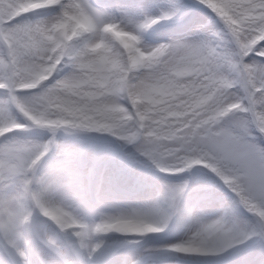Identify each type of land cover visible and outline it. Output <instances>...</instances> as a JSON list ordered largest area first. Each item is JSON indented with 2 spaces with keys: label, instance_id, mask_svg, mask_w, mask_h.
<instances>
[{
  "label": "clouds",
  "instance_id": "9594fccd",
  "mask_svg": "<svg viewBox=\"0 0 264 264\" xmlns=\"http://www.w3.org/2000/svg\"><path fill=\"white\" fill-rule=\"evenodd\" d=\"M0 21V100L23 104H0V224L24 221L27 264H64L47 237L70 264H264V0H0Z\"/></svg>",
  "mask_w": 264,
  "mask_h": 264
},
{
  "label": "snow or ice",
  "instance_id": "6c2138e0",
  "mask_svg": "<svg viewBox=\"0 0 264 264\" xmlns=\"http://www.w3.org/2000/svg\"><path fill=\"white\" fill-rule=\"evenodd\" d=\"M45 5H27L28 11H34L39 7H42ZM26 14V13H24ZM12 19H15V15L12 16ZM3 21H0L2 23ZM11 21H9L10 23ZM26 27V26H25ZM20 26H16L14 28H9L6 33L3 34V38L6 42L10 41L11 39L15 38V35L18 31H20ZM11 55V53H10ZM14 63V59H13ZM0 67L7 68L9 65L3 61H0ZM7 85L0 84V88H6ZM19 91V89H8V97L5 100H0V104L8 105L11 104L15 106L17 109L23 111V104L21 99L16 94ZM6 109H0V111H5ZM26 219V218H25ZM24 223L23 220L19 218V216L15 213L10 214L9 220L4 223L0 224V231L4 232L8 238V248H7V254L11 258V264H27L29 252L25 251L24 248H22L19 244V241L23 237V233L20 231V227ZM77 235L83 236L86 235L85 233H77ZM42 244L45 248H47L49 251L54 252L57 256L61 257L64 260V264H70V261L67 259V257L64 256V253L62 249L58 246L57 241L53 237H47L42 238ZM81 247H84L83 244H81ZM184 251H187L188 249H182ZM31 253L33 255H40L41 250L39 248H31ZM44 264H47L45 261Z\"/></svg>",
  "mask_w": 264,
  "mask_h": 264
}]
</instances>
